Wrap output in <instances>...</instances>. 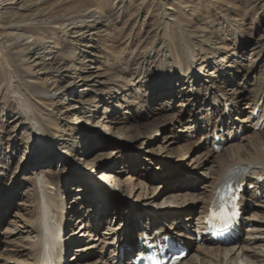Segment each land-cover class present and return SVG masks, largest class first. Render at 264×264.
I'll list each match as a JSON object with an SVG mask.
<instances>
[{
    "label": "bare ground",
    "instance_id": "obj_1",
    "mask_svg": "<svg viewBox=\"0 0 264 264\" xmlns=\"http://www.w3.org/2000/svg\"><path fill=\"white\" fill-rule=\"evenodd\" d=\"M179 20V17L174 19L172 24L176 28V36L169 30L170 33L168 32L166 37L168 46L164 41L161 43L162 46H159L163 49L167 48L168 53L169 48L174 49L175 57L171 60L165 56L157 58L159 68L150 71V69L146 70V63L154 58L156 53L154 47L150 48L145 55H130L125 58V65L131 66L135 63L133 64L135 67L131 66L127 70L128 80L123 78L128 86L134 87L141 83L142 87H146L142 80L146 79L145 75L150 71L155 81L153 90L147 86L142 93L135 92V95L140 102L147 105L155 103L159 112L173 110L172 114L165 118V122L171 128L169 130L173 131V140L192 138L193 135L198 136L203 129L213 127L202 134L197 142H192L193 146H198L196 148L199 149L209 140L210 148L203 151L199 162L193 161L188 165L192 168V173L206 179L205 182L201 183L197 178L189 180L187 184L181 186V189L188 188L195 191L190 194L188 192V195L184 196L174 194L166 201L171 200V203H176L179 198L180 204H174L175 207L171 208L168 206L161 208L155 204L153 198L152 200L148 198L159 190V177L147 175L144 183L136 185L138 189L136 193L135 185L132 186L133 191L130 190L132 194L129 198L128 195H123L118 179L107 175L100 177L101 175L96 174L95 161L102 155L96 160L87 159L89 156L87 152L96 147L95 145L100 147L102 143L95 139L89 130L77 128L82 146L75 144L71 134H65L68 138L64 141H55L50 127L54 123L58 126L62 125L64 119L53 112L52 101L64 99L66 94L73 90L75 83L69 89L49 94L36 84L26 81L23 78L26 73L21 72L16 65L17 61L21 60V55L19 51H11L14 48L10 47L11 44L6 39L7 32L11 31L14 32V38L19 40L20 35L25 33V29L20 27L19 23L7 22L0 18V103L13 102L19 117L11 130L5 126L0 128V172L5 171L12 162L11 159L15 154L12 152L14 139L11 133L19 130L24 131L23 144L26 146V150L20 154L19 164L36 170V173L35 171L33 173L35 184L31 186L29 196L23 198L21 204H18L24 212H29L26 215L22 213L25 216L19 214L18 218L21 220L19 224L16 223L18 229L23 230L20 232L21 243L16 251L18 254L5 258V263L13 261L14 264H67L66 261L61 263V260L71 252L73 256L70 259L74 261V264H94L95 261H102L104 264H127L140 247L139 244L133 243V235L136 233L138 237L146 235L151 243L161 241L165 235L177 237L181 244L190 249V253L180 264H264V211L258 210L253 213L247 208L246 201L249 199L246 200L244 197H242L243 211L248 216L251 215L249 216L251 223L256 222L251 229L243 228L244 224L240 225L239 230L246 232L244 237H239L233 244L224 246L214 245L206 238H203L201 242L196 241V236L203 229L202 217L212 200L213 190L229 172L238 173L240 183L255 186L253 199L258 189L262 190L261 197L264 196V184L256 180L264 176V130L247 132L241 135L238 143H235L236 136L242 130L244 131L246 126L249 129L251 121L256 119L252 126L254 127L264 117V72L258 74L259 68L264 65V36L248 46L255 57L249 69L237 72L235 75L231 73L227 78L224 76L227 72L212 77L206 70L211 65L206 66L200 63L199 51L196 52L190 45L189 35L184 33ZM166 25L169 27L170 24L166 21ZM174 38L178 39V44L174 43ZM226 40L233 42L235 49L245 45L244 41L234 36ZM258 58L261 59L258 61ZM170 62L174 67L173 70L167 69ZM219 67L222 68V65L220 64ZM163 78L165 82L161 88L159 80ZM81 81L86 80L81 79ZM168 85H172V88L166 90ZM104 89L98 90L99 92L94 95L96 102H87L86 108L73 102L74 105H70L71 114H79L80 119L85 114H92L97 110V101H105L107 108L97 114L100 117L99 127L100 130L108 132L111 125L119 124L117 126L119 134L129 139L118 148L119 152L128 158V165L124 168H116L118 174L127 173L135 165L132 155L141 151L137 137L147 133L152 134L153 131L148 132V129H144L145 127L143 128L137 120L135 124L129 123L130 125L117 123L112 118L117 111L113 109V105L110 106V101L112 100L111 92L117 94L119 90L115 87H104ZM153 92L154 94H151ZM153 97L154 99L151 100ZM249 97H252L251 103L242 107V102L249 101ZM121 101L125 102L123 98ZM168 106H171V110H168ZM125 107L130 109L131 104L126 103ZM65 126H60L62 127L60 130L71 133V129ZM214 131H218L219 137L225 140V145L218 154L212 150L213 142L211 138H208ZM231 134L233 139L231 138L232 140L228 142L227 137L229 138ZM3 143L7 145V150L3 149ZM166 147L164 149L170 148V151H176L173 142H167ZM44 153L49 154V158H55L57 155L62 161L67 162L66 165L71 166L68 175L65 176H68V187H72L68 190H74L72 194L75 196L74 199L78 197L77 204L71 203L68 208L65 207L67 189L61 183L62 177L51 188L43 180L44 172L38 174L39 168H43L41 156ZM83 156L84 159H80ZM152 161L160 166L165 164L163 155L160 156V160L153 157ZM146 166H149V163ZM170 166L175 167L173 164ZM206 166H209L208 170ZM144 168L143 170L146 171ZM151 170L149 171L148 168L147 172L150 173ZM176 175L173 174V180L177 179ZM2 177L3 174L0 173V180ZM8 185L2 188L10 197L0 201V219L3 217V210L13 199L14 191L10 190ZM200 185H204L201 186L202 189H199ZM133 194L135 195L132 196ZM192 202L196 204L190 206ZM142 207L150 208L151 211L145 212L141 209ZM188 228L192 232L190 236L184 233V229ZM12 232L10 230L8 235H18L17 230ZM78 232L83 236L82 240L78 236L73 238V235ZM74 242H79L80 245L73 246ZM113 244L115 246H110Z\"/></svg>",
    "mask_w": 264,
    "mask_h": 264
},
{
    "label": "rangeland",
    "instance_id": "obj_2",
    "mask_svg": "<svg viewBox=\"0 0 264 264\" xmlns=\"http://www.w3.org/2000/svg\"><path fill=\"white\" fill-rule=\"evenodd\" d=\"M85 16L89 17L85 18ZM176 17H179V25L184 33L189 35L190 45L196 52L199 51L200 63L206 66L211 65L206 70L212 77L227 72L224 75L227 78L231 73L235 75L237 72L249 69L255 57L248 46L264 36V0H0V18L7 22L19 23L20 27L25 29V33L20 35L19 40L14 38V32L8 31L6 34L10 47L14 48L11 51H19L21 55V60L17 61L16 65L21 72L26 73L23 78L49 94L69 89L75 83L73 90H70L64 99L52 101L53 112L64 119L62 125L58 126L54 123L50 127L55 141H64L68 138L65 134H71L75 144L82 146L77 128L89 130L95 139L102 143L100 147L95 145L96 147L87 152L89 155L87 159L96 160L102 155L95 161L96 174L101 175L100 177L107 175L118 179L123 195H128L129 198L133 191L132 186L135 185L136 193L138 191L136 185L144 183L147 175L159 177V190L148 198L151 200L153 198L155 204L161 208L166 206L171 208L175 207L174 204H180L179 198L176 203H171V200L166 201L174 194L184 196L194 192L195 189L194 191L188 188L181 189V186L187 184L189 180L197 178L201 183L206 180L192 173V168L188 167L193 161L199 162L203 151L208 149L206 146L198 149L196 148L198 146L194 147L192 144L197 142L201 132L198 136H192L191 139L173 140V131L169 130L171 128L165 122V118L172 114L173 110L159 112L155 103L147 105L140 102L135 95V92L142 93L147 86L153 90L155 81L149 72L159 68L157 58L165 56L171 60L175 57L174 49L169 48L168 53L167 48L163 49L159 46L163 41L168 46L166 37L169 30L175 35L176 28L172 24ZM166 21L170 24L169 27ZM233 36L240 38L245 45L235 49L233 42L226 40ZM174 43L178 44V39L174 38ZM152 47L155 48L156 53L152 60L147 61L146 70L150 69V71L146 73V79L142 80L146 87H142L141 83L134 87L126 85L123 78L128 80L127 70L131 66L135 67L133 65L135 63L130 62L132 65L127 66L125 58L130 55H145ZM220 64L222 68L219 67ZM167 69H174L171 62ZM258 72V74L264 72V65ZM81 79L86 81L83 82ZM164 80L165 78L159 80L161 88L164 86L162 85ZM104 87H115L119 90L117 94L111 92L112 100L110 101V106L113 105V109L117 111L112 116L117 123L130 125L135 124L137 120L143 128L145 127L144 129H148V132L153 131L152 134L147 133L137 137L141 151L132 155L135 165L127 173L118 174L116 168H124L128 165V158L123 156L118 148L129 139L119 134L117 129L119 124L111 125L108 132L100 130L99 127L100 117L97 114L107 108L105 101H97V110L92 114H85L80 119L79 114H71L70 105H74L73 102L86 108L90 101L96 102L94 95L99 92L98 90H105ZM122 98L125 102L121 101ZM249 98V101L242 102V107L251 103L252 97ZM153 99L154 97L151 98ZM126 103L131 104L130 109L125 107ZM168 107V110H171V106ZM18 118L17 108L13 102L0 103L1 129L5 126L11 130ZM60 126L69 127L71 133L62 132ZM247 132H251L250 126ZM24 135L23 130L11 133L14 139L12 152L15 155L9 166L5 168L6 170L0 172L3 174L0 180V201L10 197L2 190L4 186L9 184L8 188L14 191L13 199L3 210V217L0 219V264H14L13 261L5 263V258L18 254L16 251L20 246L19 237L23 230L18 229L16 223H20L19 214H29L24 212V209H20L18 204H21L23 198L29 196L31 186L35 184L33 173L34 171L36 173V170L20 165L18 161L20 154L26 150L23 144ZM167 142L174 143L176 153L174 150L170 151V148L164 149ZM2 145L3 149H6L7 145L4 143ZM106 153L109 155H104ZM161 155L165 158V164L162 166L152 161L153 157L160 160ZM49 156L47 153L41 156L43 168H39L38 174L44 172L43 180L51 188L62 177L61 183L67 189L65 207L68 208L71 203L77 204L78 197L74 199L75 196H72L74 190H68L71 186L68 187V176H65L68 175L71 166L66 165L67 162L62 161L57 155L55 158H49ZM176 156L179 157L175 158ZM80 159H84V156ZM148 163L149 166H146ZM172 164L176 168L170 166ZM113 165L114 168H112ZM148 168L149 171L153 170L148 173ZM205 168L208 170L209 166ZM173 174H177L176 180L172 179ZM201 186L204 185H200L199 189H202ZM194 204L196 203L192 202L190 206ZM141 209H145V212L150 210L145 207ZM258 210L264 211V207L255 206L252 212L256 213ZM252 224L256 225V222ZM10 230L11 232L17 230L18 235H8ZM70 257L71 252L67 258ZM96 262L94 264H104L102 261ZM68 264H74V261L70 259Z\"/></svg>",
    "mask_w": 264,
    "mask_h": 264
}]
</instances>
